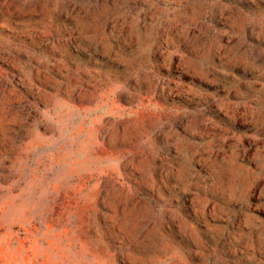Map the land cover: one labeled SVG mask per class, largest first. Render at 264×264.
Here are the masks:
<instances>
[{
  "label": "rangeland",
  "instance_id": "1",
  "mask_svg": "<svg viewBox=\"0 0 264 264\" xmlns=\"http://www.w3.org/2000/svg\"><path fill=\"white\" fill-rule=\"evenodd\" d=\"M0 264H264V0H0Z\"/></svg>",
  "mask_w": 264,
  "mask_h": 264
}]
</instances>
